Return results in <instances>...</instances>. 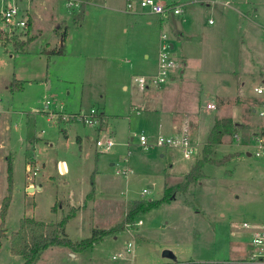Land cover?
Wrapping results in <instances>:
<instances>
[{"label": "rangeland", "instance_id": "obj_1", "mask_svg": "<svg viewBox=\"0 0 264 264\" xmlns=\"http://www.w3.org/2000/svg\"><path fill=\"white\" fill-rule=\"evenodd\" d=\"M130 1L138 6L139 0H92L79 21L82 1L72 9L66 0H34L41 31L32 42L18 51L14 43L28 41L30 35L22 39L0 32V125L6 124V130L0 129V209L8 195V156L14 181L0 264L23 262L10 252V235L22 218L52 223L66 215L74 216L66 226L73 241L87 239L94 230L112 232L98 233L96 249H86L81 258L71 257L69 248L51 247L39 264H170L165 250L178 261L259 264L250 261L251 240L237 227L244 221L264 224V159L230 154L239 143L235 136L212 151L215 161L232 156L227 163H206L205 176L186 192L138 214L124 229L118 227L135 201L157 202L168 196L203 157L210 129L222 114L215 110L220 105L213 94L233 96L230 108L241 103L244 128L236 136L242 142L248 143L264 126V118L254 111L264 99L255 93L264 78V0H158L180 3L184 10L164 17L162 29L149 24L160 17L139 6L128 11ZM17 5L24 10L31 2ZM64 30L68 36L63 43ZM178 31L192 36L184 45V81L143 90L135 75L156 71L160 35L172 41ZM58 40L55 47L62 42L64 55L42 52ZM173 53L175 58L182 53L178 42ZM14 78L21 87L11 91ZM200 83L212 95L201 98L205 109L198 116ZM238 89L246 95L240 96ZM214 99L215 109H208ZM91 109L104 114L103 121L95 119V126L80 118L68 122ZM173 113H187L199 123L195 135L205 144L191 159L156 145L160 135L173 134L168 132ZM140 135L147 137L148 149ZM105 136L116 143L109 152L96 145ZM145 189L148 193L143 194Z\"/></svg>", "mask_w": 264, "mask_h": 264}, {"label": "built area", "instance_id": "obj_2", "mask_svg": "<svg viewBox=\"0 0 264 264\" xmlns=\"http://www.w3.org/2000/svg\"><path fill=\"white\" fill-rule=\"evenodd\" d=\"M18 1L22 0H0V24H4L5 28L0 31L8 37H15L21 35L22 39H26L29 35V27L31 16L28 13V10H22L17 5ZM81 0H66V5L69 8L75 9L79 7V2ZM138 6L140 11L155 15L161 18L168 16L169 14L181 15L184 10L183 6L180 3L177 4H163L158 0H139ZM137 4L134 1H130L128 3L127 8L128 11L139 10ZM212 23V21H210ZM158 50V66L155 73L152 75H135L134 81L138 83L141 88L144 90L146 87L151 85H165L169 82L174 74L177 72L178 62L173 53V47L171 40L167 35L161 34L160 43ZM255 93L258 96L264 97V85L255 88ZM208 109H215V105L213 103H209L207 105ZM256 113L264 118V99L261 101V105L258 109L255 110ZM72 118H75L70 121H76L78 118L82 119L84 123L95 126V119L101 121L100 114H98L96 109H91V111L86 114H74ZM252 137L249 139V144H251L252 150L251 155L257 159H264V128L259 130L258 132L251 135ZM236 140L241 143V139ZM140 143L144 146L145 149H148L150 144L148 139L144 135H140ZM97 148L102 150L103 152H109L113 150L112 148L116 146L115 141L112 137L105 136L102 139H98L96 141ZM156 145L168 148L179 150L185 159H191L195 154L199 151V144L193 141L190 137L185 135L179 136H165L160 135L157 138ZM36 174V172L34 173ZM148 193L145 189L143 194ZM140 225V222L138 223ZM243 228L251 229V256L250 261L258 262L259 264H264V224L260 226L253 225L248 222L243 223ZM131 243L128 244L127 251L131 250ZM123 254L120 253L121 257ZM116 259V257H114ZM172 264H205L200 263L194 260L188 261H178L173 262Z\"/></svg>", "mask_w": 264, "mask_h": 264}, {"label": "trees", "instance_id": "obj_3", "mask_svg": "<svg viewBox=\"0 0 264 264\" xmlns=\"http://www.w3.org/2000/svg\"><path fill=\"white\" fill-rule=\"evenodd\" d=\"M82 5H80V13L76 17H79L81 21L85 15L87 4L92 0H81ZM67 32L64 33V38L66 37ZM7 37V36H6ZM0 38L1 35H0ZM7 44V38L3 39ZM32 40V37L28 41L15 42L14 45L19 47L18 49H24V47ZM49 55H64L65 49L63 45L51 50L45 51ZM21 83L14 81L13 88L20 89ZM101 121L104 119V115L100 114ZM74 122V121H68ZM239 128H244L242 124L236 123L232 118H222L217 119L215 124L212 126L209 136L207 138L204 150L203 157L198 160L190 169V171L185 175L184 183H178L174 185L170 194L164 196L162 199L156 201H142L138 200L133 203L132 207L129 208L126 220L123 223H120L119 230L124 229L134 218L140 214L150 211L153 208L159 206L163 201H171L175 199L176 193H184L187 191L191 184H194L200 181L205 175L203 172L204 165L208 162L216 163L218 165H223L230 160V157L227 156L222 158L220 161H215L211 155L213 148L217 145L223 144L225 137L236 136ZM7 164V191L8 195L4 197L0 209V253L3 245V238L7 234V229L5 226V218L7 216L9 206L11 203L12 194H13V170H12V158L8 157L6 160ZM55 210L54 206L52 208ZM74 216L66 215L64 218L58 222L47 223L44 221L37 220L32 217H24L20 220V225L18 230L12 232L10 235V252L13 256L22 258V264H39L42 259L43 253L51 247H65L69 248L73 252L86 250L93 247L97 242L98 233L103 236L109 235L112 231L101 229L94 230L92 236L83 239L80 242H73L69 235L66 233V226L71 218Z\"/></svg>", "mask_w": 264, "mask_h": 264}, {"label": "crops", "instance_id": "obj_4", "mask_svg": "<svg viewBox=\"0 0 264 264\" xmlns=\"http://www.w3.org/2000/svg\"><path fill=\"white\" fill-rule=\"evenodd\" d=\"M28 2H31V5H30V7H28V9L26 8V9H24V10H28L29 12V14H30V16H31V20H30V27H29V35H30V37H32V40L30 41V42H32L33 40H34V38L37 36V34L41 31V29H40V27L38 26L39 24L37 23V19H38V17H37V15L35 14V11H34V0H27ZM173 4V3H172ZM256 4V3H255ZM88 5V4H87ZM80 12V11H79ZM145 13V12H144ZM85 14H86V12H85ZM245 15V14H244ZM245 16H247V15H245ZM161 18V17H160ZM157 19L156 20V22H154L153 21V23L152 22H150L149 24H156V27H157V25H160V28L162 29V27L164 28V19L163 18H161V19ZM209 23H210V21H209ZM56 30V29H55ZM1 32V31H0ZM67 31L66 30H64V32L62 33L63 34V43L66 41V39H67V36L68 35H66V37L64 38V33H66ZM161 36V35H160ZM57 37L59 38V36H58V34H57ZM191 37L192 36H190L189 34H186V33H184V32H182V31H178L177 33L175 32L174 34H173V39H172V41H171V43H172V47L173 48H175V42H178L179 43V47H180V50H181V55H179V57H176V60H177V62L179 63V65L181 64V68H180V70H178V68H177V72L174 74V76H173V78L171 79V81H170V84H176L178 81H181L182 80V82L184 81V79H185V75H186V68H187V64H186V60H187V56L186 55H188L187 54V51L185 50V48H184V45H185V43H187L188 41H189V39L191 40ZM29 42V43H30ZM62 42H61V46L62 45H64ZM160 43V42H159ZM59 45L60 44V41L58 40V42H56L55 44H54V46H51L49 43L48 44H46V46L44 47V50L42 51L44 54H47L45 51H47V50H51V49H53V48H57V47H55L56 45ZM14 47L19 51V49L14 45ZM25 48V47H24ZM46 48V49H45ZM175 55V54H174ZM60 56V55H59ZM146 56V58H149L150 57V55H145ZM176 56V55H175ZM159 64V63H158ZM158 64H157V66H158ZM156 70H157V67H156ZM156 72V71H155ZM154 72V73H155ZM216 73H219L220 71H215ZM153 74V73H152ZM152 74H141V75H152ZM20 81L19 79H16V78H14L13 80H12V82H11V85H10V87L8 86V89L9 90H11V91H14L15 89L13 88V84H14V81ZM262 85H264V78H262L261 79V82H259L258 83V85L256 86V87H260V86H262ZM199 86L200 87H198V91H197V95L199 96V101H198V103L200 104V106H199V114H198V116L201 114V111L202 110H204L205 109V107H203V104H202V101H201V98L202 97H211V93L209 92V90H208V88H207V86L206 85H204L203 83H200L199 84ZM238 86H240V85H238ZM17 90V89H16ZM238 92H239V95L240 96H243V95H246V93L244 92H242V90H239L238 89ZM215 97H216V100L219 102V105H220V108L219 109H215V110H220L221 111V115H219V116H217L216 117V119H215V121L217 120V119H222V118H232L233 119V121L234 122H236V123H239V124H242V122H243V116H242V108H240L242 105H241V103H239V101H236L234 104H232V106H231V108H230V99L231 98H233V96H225L224 94H217V93H215V94H213ZM210 101H212V103H215V99L214 100H210ZM210 101L207 103V104H209L210 103ZM202 107V108H201ZM211 110H214V109H211ZM255 111V110H254ZM256 112V111H255ZM175 113H177V112H175ZM175 113H173V115L171 116V118L169 119L171 122L170 123H168V129H169V131L168 132H170V133H172L173 132V134L172 135H170V136H179V135H185V136H188V137H190L193 141H195L196 143H198L199 144V148L201 147V145L202 144H205V143H203L202 141H200V139H199V137L198 136H196L195 134H196V131L198 130V127H199V123L198 122H196L197 121V119L193 122L192 120H191V118L190 117H188V116H186V114L187 113H182L180 116L179 115H174ZM1 114V113H0ZM257 114V113H256ZM104 115V114H103ZM229 116V117H228ZM2 120V119H1ZM215 121H214V123H213V125L215 124ZM2 126H3V129L4 130H6V124L5 123H3L2 122V125H0V129L2 128ZM165 126H167V124L165 123ZM188 128L189 129H191L192 128V131L190 130H188ZM212 128V127H211ZM262 128H264V126H262L260 129H258L257 131H255V132H258L259 130H261ZM241 129H243V128H239L238 130H241ZM211 130V129H210ZM254 132V133H255ZM192 133H193V135H192ZM210 133V132H209ZM253 133V134H254ZM252 135V134H251ZM208 136H209V134H208ZM228 137H231V136H228ZM226 138V137H225ZM207 141V140H206ZM246 142V141H245ZM245 142H241V143H237L238 144V146H236L235 148H233L232 149V151H234L233 153H232V151L230 152V154H237L238 156L239 155H243V154H247L249 157H251L252 155H251V150H252V147H251V144H249V142L248 143H245ZM3 144H5L4 142H2V146H4ZM1 145V144H0ZM220 145H225V139H224V143L223 144H220ZM227 145V144H226ZM217 146H219V145H217ZM217 146H215L214 148H216ZM1 147V146H0ZM214 148H213V151H214ZM170 150H168L167 152H169ZM9 157V156H8ZM8 157H6L5 159L7 160V158ZM66 165L64 164V163H62L61 164V168H62V170H63V172L66 170V167H65ZM188 173V172H187ZM186 173V174H187ZM185 174V175H186ZM127 208H128V206H127ZM72 220V219H71ZM121 221V220H120ZM244 222H248V223H250L249 221H244ZM244 222H242L241 224H239V226L237 227L238 229H240V230H244L246 233H247V235L246 236H248V238H249V240L251 239V233H252V230L251 229H245V228H243V223ZM251 224H253V223H251ZM263 223H261V224H253V225H256V226H260V225H262ZM67 228V227H66ZM234 232V231H233ZM66 233L68 234V232H67V229H66ZM69 235V234H68ZM117 235V234H116ZM116 235H113V238H115V239H117V237L118 236H116ZM70 236V235H69ZM91 237V236H90ZM89 238V237H88ZM107 238V237H106ZM106 238H103L102 240H105ZM71 239V238H70ZM72 240V239H71ZM83 240V239H82ZM102 240L100 241V243L102 242ZM73 241V240H72ZM73 242H79V241H73ZM99 244V243H98ZM98 244H95L94 245V248L96 249V247H97V245ZM240 249H241V247H239ZM242 250H243V248H242ZM84 253H86L85 252V250H82V251H77V252H74V253H72V252H69L68 254L71 256V257H73V258H75V259H78V258H81V254H84ZM216 263V262H215ZM166 264H169V262L168 263H166ZM170 264H172V262L170 263Z\"/></svg>", "mask_w": 264, "mask_h": 264}, {"label": "water", "instance_id": "obj_5", "mask_svg": "<svg viewBox=\"0 0 264 264\" xmlns=\"http://www.w3.org/2000/svg\"><path fill=\"white\" fill-rule=\"evenodd\" d=\"M29 190L30 191H33L34 188H30ZM163 255H164L165 258L169 259L172 262H178L177 256L172 251H170V250H165L163 252Z\"/></svg>", "mask_w": 264, "mask_h": 264}]
</instances>
